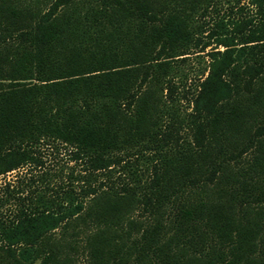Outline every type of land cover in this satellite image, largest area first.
Here are the masks:
<instances>
[{"label": "trees", "instance_id": "trees-1", "mask_svg": "<svg viewBox=\"0 0 264 264\" xmlns=\"http://www.w3.org/2000/svg\"><path fill=\"white\" fill-rule=\"evenodd\" d=\"M247 1L204 36L208 0H0V177L59 146L83 172L18 199L0 264H264V0Z\"/></svg>", "mask_w": 264, "mask_h": 264}, {"label": "rangeland", "instance_id": "rangeland-1", "mask_svg": "<svg viewBox=\"0 0 264 264\" xmlns=\"http://www.w3.org/2000/svg\"><path fill=\"white\" fill-rule=\"evenodd\" d=\"M205 6L206 8L196 16V21L205 28L204 36L208 34V30L219 19L240 21L251 18L254 14V9L247 0H208ZM212 47L213 45L206 48L204 53ZM195 55H188L186 64L182 67L187 70L188 74H196L203 66L200 57ZM39 159L42 162L41 167L36 169L31 167L21 168L0 177V220L6 221L13 216L21 205L19 198L33 197L34 195L30 194L32 189L40 188L41 192H44L45 185L48 188L54 187L57 183L63 185L61 181L66 183L70 174H72V180L83 174L82 167L78 163L75 164L70 161L68 150L64 147L59 146L57 149L43 148L39 154ZM44 175L48 178L45 185L38 181L40 176ZM113 179L114 182L118 183L117 174L113 175ZM74 187L79 190L80 182L74 181ZM72 256H76L75 252ZM80 262L78 261V264H81Z\"/></svg>", "mask_w": 264, "mask_h": 264}]
</instances>
